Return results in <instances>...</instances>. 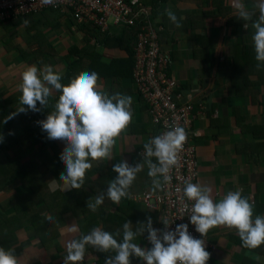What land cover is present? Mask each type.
Listing matches in <instances>:
<instances>
[{"label": "crops", "instance_id": "1", "mask_svg": "<svg viewBox=\"0 0 264 264\" xmlns=\"http://www.w3.org/2000/svg\"><path fill=\"white\" fill-rule=\"evenodd\" d=\"M134 1L150 6L155 22L163 24L160 43L162 49L171 56L170 76L179 83L176 93L181 103L190 100L193 105L191 130L198 134L191 137L197 161L196 184L210 188L214 202H219L229 191L240 190L242 196L253 204L254 216H264V62L255 59L251 39L254 29L251 23L238 17L233 0H164L159 5L157 2L153 3L154 0ZM259 2L260 0H243L246 8L254 13V18L259 15L256 8ZM169 9L177 16L180 27H176L168 19L166 10ZM14 23L15 21H9L0 24V108L7 106L10 110L17 111L20 107L21 73L28 66L35 65L40 69L44 66L35 61H27L18 50H37L40 47L38 37L46 34L58 53L64 56L73 47L80 50L86 47L84 40L87 31L78 28L72 17L59 11H46L34 19L23 18L20 23ZM57 24L61 25L55 27ZM122 32V29L113 27L109 35L119 39L123 37ZM120 44L111 43L109 47H105L95 44L92 39L86 49L91 50L92 46H96L95 54H86L87 56L78 59V66L81 68L79 73L89 71L98 74L99 90L109 96L121 94L132 97L131 123L116 139L111 159L91 161L92 168L87 171L103 168L104 173H108L110 182L117 176L112 170L115 164L122 161L130 166L144 163L143 145L157 136L159 131L134 86L133 73L127 70V66L131 68V63L127 60L126 45L123 41ZM45 63L62 76L67 70V60L57 64L51 59ZM258 63L261 65L259 68ZM69 82L68 78L61 80L63 84ZM59 94L53 91L48 102L53 101L55 104ZM7 99L9 100L5 102ZM23 107L26 109L27 106ZM26 112L18 113V116L22 117ZM38 132L42 139L46 138L47 133L41 127ZM28 139L27 137L22 141L23 147L30 145ZM54 141L63 153L66 144L60 140ZM41 145L42 143H38L36 148L39 149ZM6 157L10 158L7 153ZM152 160L155 162L154 158ZM49 172V166L42 162L38 167V174L40 177L46 174V181L41 183L35 195L29 192L31 201H42L38 204L41 208H45V201H50L48 206L54 207L55 196L68 191L63 188L52 190L50 185L53 180L62 184L59 180L61 174L50 176ZM147 172V165L144 164L127 190V196L119 204L110 200V205H103L104 209L113 212L118 206L123 207L131 201L134 204L132 218H146L140 221L142 225L151 218L152 227L159 229L158 234H161L160 212L148 210L135 200L144 191L155 192L160 189L153 187L152 178ZM20 191H24L23 185L2 191L0 200L4 202ZM65 206V203L59 204L53 211L64 210ZM82 208L83 203H78L71 207L70 214L57 215L54 223L50 222L47 235L54 236V240H48L47 237L46 242H43L39 237L30 238L33 227L17 231L19 243L23 246L16 256L18 264H64L66 242L78 239L79 236V231L73 233L69 228L73 224L78 228V222L83 218ZM51 210L45 208L41 211L43 219L52 216ZM145 211L154 215H146ZM62 220L64 225L58 228L57 223ZM130 222L134 230L137 221L132 219ZM101 225L97 220L96 227L102 228ZM203 238L212 250L208 264H264V244L256 249L243 247L235 229L215 227ZM137 244L142 248L151 247L147 238L139 240ZM97 259L96 250L89 246L82 264H92ZM131 259L142 261L138 257Z\"/></svg>", "mask_w": 264, "mask_h": 264}, {"label": "clouds", "instance_id": "2", "mask_svg": "<svg viewBox=\"0 0 264 264\" xmlns=\"http://www.w3.org/2000/svg\"><path fill=\"white\" fill-rule=\"evenodd\" d=\"M43 2L50 4L52 0ZM233 2L238 17L250 22L254 29L251 39L255 59L264 62V0L256 5L259 11L256 18L246 8L243 0ZM166 15L176 27L181 26L170 9L166 10ZM244 26L247 27V24ZM260 66L258 63L257 67ZM98 79L96 72L82 71L68 84H63L62 75L50 65H44L42 69L35 65L28 66L21 73L20 107L16 112L10 113L4 123L26 110L40 111L37 102L46 107L53 91L60 93L53 106L54 110L46 119L37 122L47 133L48 139L60 140L66 144L60 157L65 165V172L59 178L62 184L53 180L50 185L52 190L80 189L86 172L92 168L91 161L110 160L116 139L131 123L132 97L121 94L109 96L99 90ZM186 139L187 133L183 127H172L143 145L144 163L130 166L122 161L115 164L112 170L117 176L106 189L107 198L119 204L127 196V190L144 164L147 165V175L152 178L154 188L161 187V177L164 183H170V171L176 165L178 153L183 149ZM152 158H155V162ZM210 192L211 189L206 186L186 182L181 196L182 204L185 198L193 201L189 222L201 237L206 236L212 228L224 226L236 230L245 248L256 249L264 244V216H254L253 204L242 196L240 190L227 192L219 202L213 201ZM104 198V195L97 196L94 202L89 199L87 208L95 212ZM183 206L185 209L188 207L187 204ZM161 221L166 228L170 224L166 219ZM122 229L121 240L101 227H94L78 239L68 240L65 244L64 264H82L89 246L99 252L114 253L105 259V264H131L130 257H138L144 264H206L210 258V253L205 250V240L194 238L188 232V224H178L174 230L158 234L160 230L153 228L152 220L148 218L138 230H133L130 221H126ZM69 230L73 233L79 231L74 224ZM145 230L150 248H142L134 242ZM0 264H18L14 250L0 247Z\"/></svg>", "mask_w": 264, "mask_h": 264}, {"label": "trees", "instance_id": "3", "mask_svg": "<svg viewBox=\"0 0 264 264\" xmlns=\"http://www.w3.org/2000/svg\"><path fill=\"white\" fill-rule=\"evenodd\" d=\"M163 1L164 0H154L153 3L157 2V5H159ZM138 2V4L144 5L140 1ZM144 6L150 8V6ZM38 15L39 14L32 13L31 15L20 16L10 21H15L14 24H16L20 23L23 18L34 19L35 16ZM150 19L152 22L163 27L161 32L164 31L163 24L155 22L152 13ZM60 25L61 24H57L55 27H59ZM81 30L87 31L86 38L84 40V44H87L85 45L86 47H83L81 50L77 47H73L69 49L68 53L64 56L58 53L46 34H41V36L38 37V46L40 47H38L37 50L27 52L24 49H21L18 51L27 61H35L41 66L46 65L45 62L51 59L55 60L57 64L61 61L63 62V60H67V70L62 76V79L64 80L68 78L71 80L74 78L75 74L79 73L81 70L78 66V59L87 56L86 54H95L96 46H92L91 50L86 49L92 39L95 40V44H100L105 47H109L111 43L121 45L120 42L123 41L126 45V52L128 53L127 60L131 63V68L127 66V70H129V72L131 70V74L134 73L136 61L134 58L135 52L133 48L136 39V29H124L122 32L123 37L119 39L110 36L108 33H102L90 26H82ZM167 53L170 56L169 52ZM134 86L136 87L135 84ZM177 89H179V83L177 84ZM8 100L9 99L5 100V102ZM53 104V101L48 102L46 107L37 104V108L40 109V111L34 113L27 111L22 117H19L18 114H16L14 118L8 120L7 123H4L5 118L8 117L10 113L16 111L10 110L7 106L0 108V192L6 190L9 191L11 188H18L22 185L24 187L23 192L20 191L12 194L4 202L0 200V247L5 250H14V254L16 256L23 247L19 243L17 231L33 227L34 231L30 233V238L39 237V239L43 242H46L48 237L47 234L51 226L50 222L54 223V219L57 215L62 214L65 216L70 214L71 207L78 203H83V218L81 222H78V238H80L81 235L88 234L94 227L97 226V220H99L102 224L101 226L103 230L112 233L115 238L121 240L123 235L122 225L126 221H131L132 219L137 221V226L134 229L135 231L142 227L140 221L146 219L142 218L139 220L138 217L132 218L131 213L133 211L131 210H133L134 204L131 201H128V204L123 207L118 206L113 212L108 209H104L103 203L110 205L111 201L106 196V189L110 183V177L108 173H104L103 168L87 172L84 177L83 185L80 189H71L67 192H60L57 194L55 196L56 204L54 207H49L48 205L50 201H45L43 203L44 207L52 209V216H50L51 219H43L41 211L45 208L38 207V204L42 201L37 203V201H31V197L29 200L26 199L27 197H23L22 193L24 192H31L32 195H35L38 192V188L41 183L46 181V174H42L41 177L38 174V167L42 162H46L49 166L50 176H56L65 172V165L60 159L62 152L59 150L58 144L55 143L54 139H48L47 135L45 139H42L38 132L40 126L37 122L46 119L47 115L52 111ZM27 137L29 138L28 142L30 145L28 147H23L22 141L27 139ZM38 143H42L39 149L36 148ZM6 153L9 155V159L6 157ZM100 195H104V202L98 206L95 212H92L87 208V202L89 199L94 202L95 198ZM63 203L67 204V206L64 207L66 209L53 211L57 205ZM96 212H99V214L97 215ZM145 214L150 216L154 215L148 211H145ZM146 215H143V217ZM57 224L58 228H62L64 220H62L61 223L58 222ZM117 233H120V235L117 236ZM146 237L147 231L145 230L140 236H137L134 242L137 243L139 240ZM54 239V236L48 237V240ZM96 252L99 264H105V259L112 255L110 253L99 252L97 250Z\"/></svg>", "mask_w": 264, "mask_h": 264}, {"label": "built area", "instance_id": "4", "mask_svg": "<svg viewBox=\"0 0 264 264\" xmlns=\"http://www.w3.org/2000/svg\"><path fill=\"white\" fill-rule=\"evenodd\" d=\"M46 11H59L72 17L78 28L90 26L108 34L113 27L137 30L133 48L136 61L133 81L139 95L153 122L159 127L158 135L180 126L185 129L187 139L178 153L176 165L170 171V183H164L161 177L158 191H144L135 200L148 210L159 211L161 219L170 223L167 228L162 223L161 234L183 223L188 224V232L194 238L204 239L189 222L193 201L184 199L183 204L188 205L186 209L181 202L186 182L196 184L198 176L195 148L191 144V137L198 135L191 130L193 105L190 100L182 103L179 101L176 93L178 82L169 72L171 58L162 50L160 43L163 27L151 21L150 8L134 0H52L50 4H45L43 0H0V24L20 16L32 13L40 15ZM205 243V250L211 256V247L206 240ZM130 261L131 264H144L131 257ZM92 264H99L98 259Z\"/></svg>", "mask_w": 264, "mask_h": 264}, {"label": "rangeland", "instance_id": "5", "mask_svg": "<svg viewBox=\"0 0 264 264\" xmlns=\"http://www.w3.org/2000/svg\"><path fill=\"white\" fill-rule=\"evenodd\" d=\"M22 194H23V197H24V196L27 197V198H26L27 200H29L30 197H31V194H30L29 192H24V193H22Z\"/></svg>", "mask_w": 264, "mask_h": 264}]
</instances>
